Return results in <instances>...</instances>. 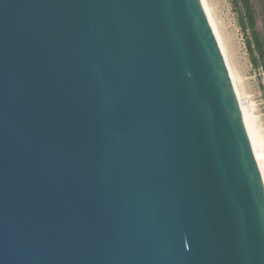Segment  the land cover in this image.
I'll list each match as a JSON object with an SVG mask.
<instances>
[{
    "label": "water",
    "instance_id": "1",
    "mask_svg": "<svg viewBox=\"0 0 264 264\" xmlns=\"http://www.w3.org/2000/svg\"><path fill=\"white\" fill-rule=\"evenodd\" d=\"M0 264H264L203 0H0Z\"/></svg>",
    "mask_w": 264,
    "mask_h": 264
},
{
    "label": "rangeland",
    "instance_id": "2",
    "mask_svg": "<svg viewBox=\"0 0 264 264\" xmlns=\"http://www.w3.org/2000/svg\"><path fill=\"white\" fill-rule=\"evenodd\" d=\"M264 156V0H249L262 59L238 0H204Z\"/></svg>",
    "mask_w": 264,
    "mask_h": 264
},
{
    "label": "bare ground",
    "instance_id": "3",
    "mask_svg": "<svg viewBox=\"0 0 264 264\" xmlns=\"http://www.w3.org/2000/svg\"><path fill=\"white\" fill-rule=\"evenodd\" d=\"M203 3H204V7H205V10H206V13L208 15V19L210 21L212 30H213L214 35L216 37L218 46H219L220 51L222 53V57H223L225 65H226V69L228 71V74L230 76V80H231L232 86H233L234 91L236 93V96L238 98V101H239V104H240V107H241V110H242V113H243V116H244V119H245V123H246V126H247L248 134H249V137H250V140H251V143H252L254 154H255L256 160L258 162V165H259V168H260L263 180H264V156H263L262 151H261L260 141H259V137H258L257 132H256L255 127H254L253 119L251 118L250 114L247 112V109H246L242 99L239 96V93H238V90H237V84H236L237 81H236V79H235V77H234V75H233V73H232V71H231V69H230V67L228 65V60L226 58L225 50H224V47H223V45L221 43V40H220L221 38L218 36V33L216 31V28H215V25L213 23L214 21H212V19H211L210 11H209L208 7L206 6L204 0H203Z\"/></svg>",
    "mask_w": 264,
    "mask_h": 264
},
{
    "label": "trees",
    "instance_id": "4",
    "mask_svg": "<svg viewBox=\"0 0 264 264\" xmlns=\"http://www.w3.org/2000/svg\"><path fill=\"white\" fill-rule=\"evenodd\" d=\"M238 1L242 5L243 11H244V16H245V18L247 20L249 28L251 29L252 36H253L254 41H255V45H256L257 50L259 52V56L262 59L263 57H262L261 45H260V43L258 41L257 33L254 30L255 22H254V18H253V14H252V10H251V6H250V3H249V0H238Z\"/></svg>",
    "mask_w": 264,
    "mask_h": 264
}]
</instances>
